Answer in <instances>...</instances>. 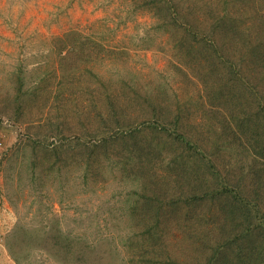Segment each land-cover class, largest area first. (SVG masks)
Segmentation results:
<instances>
[{
	"label": "rangeland",
	"instance_id": "374dc122",
	"mask_svg": "<svg viewBox=\"0 0 264 264\" xmlns=\"http://www.w3.org/2000/svg\"><path fill=\"white\" fill-rule=\"evenodd\" d=\"M146 1L0 0V264L143 263L140 253L151 243L146 233L154 228L163 247L152 241V264H206L225 237L212 221L224 215L212 198L190 207L172 190L180 187L169 172L170 158L181 156L174 171L186 164L202 172L198 154L192 157L184 146L175 150L166 132L150 133L149 122L174 110L194 133L219 136L222 164L240 159L230 135L239 131L242 111L225 105L213 114L204 102L211 104L207 93L216 76L232 70L264 89L253 75L256 56L250 51L264 38V2L174 0L182 10L205 2L204 10L216 15L229 5L226 24L249 27L238 36L243 48L221 36L224 31L205 29L219 39V53L200 38L192 41L188 25L173 23L168 10ZM114 86L121 93L115 106L124 131L142 129L160 141L155 169L171 180L148 192L154 206L145 207L146 178L134 173L136 157L117 155L113 141L92 155L88 149L101 138L97 111L108 114L110 108L102 91ZM238 172L229 176L255 188L254 171ZM207 180L210 188L219 186L213 174Z\"/></svg>",
	"mask_w": 264,
	"mask_h": 264
},
{
	"label": "trees",
	"instance_id": "16d2710c",
	"mask_svg": "<svg viewBox=\"0 0 264 264\" xmlns=\"http://www.w3.org/2000/svg\"><path fill=\"white\" fill-rule=\"evenodd\" d=\"M200 1L189 5L186 10L180 9V6L177 7V2L174 0H150L146 1V4L159 10H168L166 14L169 16L166 17L170 18L173 23L177 24L178 20H181L183 26L188 25L185 29L188 35L193 37L192 41H204V47L206 48H211L213 51L217 50L220 53V50L216 47L219 39H215L216 35H206L204 31L207 28H212L215 32L224 31L221 36L233 37L235 41L242 44L243 48V38L238 36L239 34L245 36L249 27L247 25L240 27L226 24L228 23L226 19L231 13L227 10L229 5H226L223 15L218 12L216 15L209 9L204 10V6L208 7L209 5L205 2L200 3ZM225 1L227 4L231 2V0ZM263 2L264 0H249L247 4L248 6H255L256 4L261 5ZM215 4L219 7L217 3ZM200 13L204 14L203 19L200 18ZM260 16L264 18V15ZM191 19L193 20L191 21ZM176 41L174 40V44L177 47ZM73 45L75 44L73 43ZM177 49L179 50V47ZM250 51L256 56L255 65L252 67L255 73L253 75L259 77L260 81L262 80L264 83V38L259 37ZM219 59L222 58L219 57ZM229 61L226 63L231 66L232 62ZM239 74L237 69V72L232 70L229 74L216 76L215 87L208 90L207 93L211 104L207 101V104L204 102V105H210L207 109L209 113L213 114L222 111L223 109L220 107L225 105L230 106L233 110L236 109L237 112L242 111L243 114L238 117L240 121L238 125L243 128L241 129L234 123L239 131H235L233 135H230V144H239L237 155L240 156V159L238 158L235 161L233 159H230V161L225 160L227 162L222 164L223 161L216 157V155H220L221 149V146H219L221 144L218 141L219 136L216 139L212 138L206 130L205 132L201 131L202 133H194L195 130L192 127L182 124L181 118L175 114L174 110L166 111L168 114L163 111L160 121L156 119L149 122L152 123L149 125L150 133L158 135L161 132H166V135L175 143V150L181 148V146H184V149L188 148L189 152L192 153V157H194V154H198L196 157L199 160L197 166L203 165L202 172L200 167L190 168V165L186 164L181 166V169L185 168L184 171H174L180 167L179 159L181 156L170 158L169 172L172 171V180L175 186L180 187L172 189L173 192L176 191V200L183 198L184 203L186 202L188 206L199 207L203 200L212 198L217 209L221 208L220 214H224L221 219H219L221 216H216L218 217L216 221L212 220L216 227L218 225L222 229L225 237L214 248V252L206 261V264H264V89L263 87H256L249 79L244 78L245 80H243L241 74ZM102 94L108 100L110 108L108 114H103L104 112L100 111L96 113V121L100 124L97 135L101 138L92 147H88L89 150L91 149L90 155L93 151L96 152V149H100L102 146L107 147V143L113 141L118 145L117 155L122 154L129 159L136 157L138 163L133 168V170L135 169L134 173L146 178L143 186L145 207L154 206L156 201L154 202L148 192L158 191L159 183L167 186L171 180L166 175L161 176L162 172L155 169L156 158L163 153L160 141L153 142L154 138L145 135L142 129L136 128L124 131V128L120 125L123 121L122 112L119 113L115 106L118 98L121 99V93H117L114 86L113 90L107 87L104 88ZM232 117L236 121V117L234 115ZM210 123L211 121L209 122L211 127ZM167 126L176 129L175 134L169 133ZM197 130L199 131V128ZM107 133L109 134L106 138L105 134ZM206 142L207 147L204 144ZM208 145H212V147L209 149ZM60 148L61 145L59 150ZM53 150L57 151L55 148L51 149V151ZM236 170H239L238 175L244 174L246 170L254 171L257 176L255 188L250 189L251 186L248 185L243 187L242 178L229 176V173L232 174ZM211 174H213L219 185L215 188H210L207 184V176ZM169 192L172 191L169 190ZM188 206L185 207L188 208ZM156 230L158 228L147 230V240L151 242L149 244L150 248L143 244L146 250L144 253H140V256H144L146 259L142 260L143 263L133 264H144V261L152 264L153 261H151L150 255L154 254L153 248L157 245L152 241H159V250L163 247V236ZM155 255H160V253Z\"/></svg>",
	"mask_w": 264,
	"mask_h": 264
}]
</instances>
